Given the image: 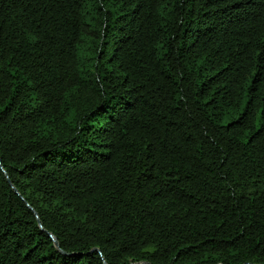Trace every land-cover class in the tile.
Wrapping results in <instances>:
<instances>
[{"label": "trees", "instance_id": "obj_1", "mask_svg": "<svg viewBox=\"0 0 264 264\" xmlns=\"http://www.w3.org/2000/svg\"><path fill=\"white\" fill-rule=\"evenodd\" d=\"M0 264H264V0H0Z\"/></svg>", "mask_w": 264, "mask_h": 264}, {"label": "water", "instance_id": "obj_2", "mask_svg": "<svg viewBox=\"0 0 264 264\" xmlns=\"http://www.w3.org/2000/svg\"><path fill=\"white\" fill-rule=\"evenodd\" d=\"M9 181V180H8ZM50 235V237L52 238V240L54 241V244L57 246L58 244H57V240H56V238L55 237H53L51 234H49Z\"/></svg>", "mask_w": 264, "mask_h": 264}]
</instances>
